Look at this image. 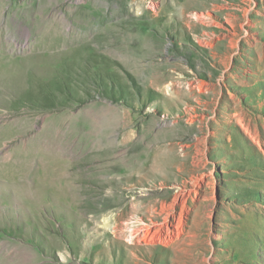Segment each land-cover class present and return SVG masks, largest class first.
Returning <instances> with one entry per match:
<instances>
[{"label": "rangeland", "instance_id": "obj_1", "mask_svg": "<svg viewBox=\"0 0 264 264\" xmlns=\"http://www.w3.org/2000/svg\"><path fill=\"white\" fill-rule=\"evenodd\" d=\"M0 264H264V0H0Z\"/></svg>", "mask_w": 264, "mask_h": 264}]
</instances>
